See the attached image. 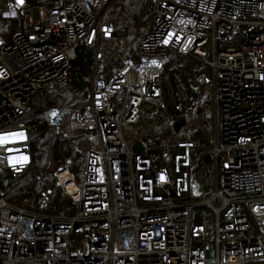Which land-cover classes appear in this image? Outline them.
I'll return each instance as SVG.
<instances>
[{
    "label": "built area",
    "instance_id": "1",
    "mask_svg": "<svg viewBox=\"0 0 264 264\" xmlns=\"http://www.w3.org/2000/svg\"><path fill=\"white\" fill-rule=\"evenodd\" d=\"M80 54L84 100L48 112L80 161L51 175L66 215L11 181L30 100ZM143 122L174 134L169 165L126 138ZM195 169L213 182L198 199ZM0 264H264V0H0Z\"/></svg>",
    "mask_w": 264,
    "mask_h": 264
},
{
    "label": "trees",
    "instance_id": "2",
    "mask_svg": "<svg viewBox=\"0 0 264 264\" xmlns=\"http://www.w3.org/2000/svg\"><path fill=\"white\" fill-rule=\"evenodd\" d=\"M174 60H178V58L176 57ZM89 63V56L80 54L71 65L69 85L62 93L49 97L45 92H41L30 100L29 105L37 117L32 124L34 132L38 133L30 144L32 161L23 176L11 181L13 184H18L17 188L23 194L29 191L48 192L52 209L61 211L66 215L73 214L74 208L70 200L62 195L60 190L54 185L51 175L57 170L63 157L72 161L73 172L78 175L80 161L78 155L75 154L67 142L56 139L50 142L48 112L51 109L65 108L69 105L81 103L84 100L87 87L84 79L89 72ZM145 135L144 139L148 147L147 153L154 166L169 165L172 160L170 150L175 145L174 134L167 129L160 128L157 131H146ZM48 152H50L49 156ZM205 192L196 191L193 188L192 199L201 198L205 195Z\"/></svg>",
    "mask_w": 264,
    "mask_h": 264
},
{
    "label": "rangeland",
    "instance_id": "3",
    "mask_svg": "<svg viewBox=\"0 0 264 264\" xmlns=\"http://www.w3.org/2000/svg\"><path fill=\"white\" fill-rule=\"evenodd\" d=\"M124 39L125 38L123 37L122 40H124ZM144 128H145V122L141 123L138 126L128 127L125 129V136L128 138V140H133L134 138H139L141 134L145 135L146 130ZM198 171L199 170L195 169L196 175H199ZM201 185H204L205 189L209 186V185L204 184V183H201ZM204 187H201V188H204ZM197 188H199V187L197 186ZM205 189H203V190H205Z\"/></svg>",
    "mask_w": 264,
    "mask_h": 264
},
{
    "label": "crops",
    "instance_id": "4",
    "mask_svg": "<svg viewBox=\"0 0 264 264\" xmlns=\"http://www.w3.org/2000/svg\"><path fill=\"white\" fill-rule=\"evenodd\" d=\"M87 88V87H86ZM144 137H146V135H142V136H140V138L142 139V140H144L145 141V139H144ZM127 138V137H126ZM146 142V141H145ZM198 173H199V171H198ZM201 183H204V184H207V185H209L206 189H205V187H204V185H201ZM213 182L211 181V179H207V177L205 176V177H201L200 176V173H199V175H196L195 174V171L193 172V183H192V185H193V187H192V191H193V188L194 189H196V191H211V189H213V184H212ZM197 186L199 187V188H197ZM201 187H204V188H201ZM211 187V188H210ZM203 189H205V190H203ZM206 193V192H205Z\"/></svg>",
    "mask_w": 264,
    "mask_h": 264
},
{
    "label": "water",
    "instance_id": "5",
    "mask_svg": "<svg viewBox=\"0 0 264 264\" xmlns=\"http://www.w3.org/2000/svg\"><path fill=\"white\" fill-rule=\"evenodd\" d=\"M182 125V123H180L179 125H177L175 127V129L177 130L180 126ZM144 150V147L143 145L140 143V142H136L132 145V151L133 153L135 154H139V153H142V151ZM208 161V159H206V162ZM170 196L174 197L175 196V193L174 191L170 190Z\"/></svg>",
    "mask_w": 264,
    "mask_h": 264
},
{
    "label": "snow or ice",
    "instance_id": "6",
    "mask_svg": "<svg viewBox=\"0 0 264 264\" xmlns=\"http://www.w3.org/2000/svg\"><path fill=\"white\" fill-rule=\"evenodd\" d=\"M17 3H18V4L23 3V0H17ZM53 115H55V113H53ZM161 179H163V177H161Z\"/></svg>",
    "mask_w": 264,
    "mask_h": 264
}]
</instances>
